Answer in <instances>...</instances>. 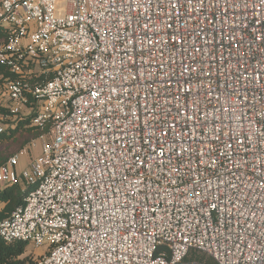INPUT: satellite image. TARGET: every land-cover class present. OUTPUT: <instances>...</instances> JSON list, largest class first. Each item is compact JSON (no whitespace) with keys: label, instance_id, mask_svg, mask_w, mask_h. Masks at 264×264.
<instances>
[{"label":"built area","instance_id":"2783aa9c","mask_svg":"<svg viewBox=\"0 0 264 264\" xmlns=\"http://www.w3.org/2000/svg\"><path fill=\"white\" fill-rule=\"evenodd\" d=\"M0 24L6 118L35 99L45 130L0 166L26 190L3 239L36 264H264V0H0Z\"/></svg>","mask_w":264,"mask_h":264},{"label":"trees","instance_id":"16d2710c","mask_svg":"<svg viewBox=\"0 0 264 264\" xmlns=\"http://www.w3.org/2000/svg\"><path fill=\"white\" fill-rule=\"evenodd\" d=\"M11 37L9 28L0 24V45ZM19 74L13 72L10 67L0 63V120L5 124V129L0 132V166L12 155L19 152L34 139H37L45 130L33 124V117L38 107L37 100H30L28 108L18 115L10 116L11 123L4 121L9 110L5 107L6 82L19 79ZM31 82L45 80L44 76L33 77ZM26 190L19 184L0 185V220L8 218L13 210L24 204ZM34 247L28 241H6L0 236V264H36V255L27 253L30 247ZM31 249V248H30ZM32 249L30 250V252ZM178 264H218L210 255L192 249L185 259Z\"/></svg>","mask_w":264,"mask_h":264},{"label":"rangeland","instance_id":"374dc122","mask_svg":"<svg viewBox=\"0 0 264 264\" xmlns=\"http://www.w3.org/2000/svg\"><path fill=\"white\" fill-rule=\"evenodd\" d=\"M4 121H6V122H8V123H11V119H5ZM0 124H2V125H4V124H7V123H3V121L2 120H0ZM23 162H22V160H20V162H19V164H18V169L19 170H21V164H22ZM21 172V171H20ZM4 184H5V182L3 181V182H1V185L2 186H4ZM32 249V251L30 252V250ZM29 249H28V251H27V253H31V254H37V255H39V254H41V252L43 251L42 249H40V248H36L35 246L33 247H30Z\"/></svg>","mask_w":264,"mask_h":264},{"label":"crops","instance_id":"0c3cea01","mask_svg":"<svg viewBox=\"0 0 264 264\" xmlns=\"http://www.w3.org/2000/svg\"><path fill=\"white\" fill-rule=\"evenodd\" d=\"M26 160H27V158L25 157V158H23V160H22V164H21V169H23V167H24V165H25V162H26Z\"/></svg>","mask_w":264,"mask_h":264}]
</instances>
